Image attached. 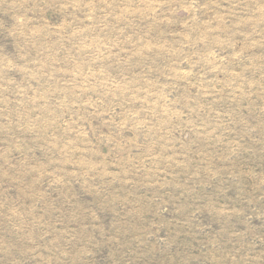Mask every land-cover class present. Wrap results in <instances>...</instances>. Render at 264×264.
<instances>
[{
  "label": "rangeland",
  "instance_id": "374dc122",
  "mask_svg": "<svg viewBox=\"0 0 264 264\" xmlns=\"http://www.w3.org/2000/svg\"><path fill=\"white\" fill-rule=\"evenodd\" d=\"M0 264H264V0H0Z\"/></svg>",
  "mask_w": 264,
  "mask_h": 264
}]
</instances>
